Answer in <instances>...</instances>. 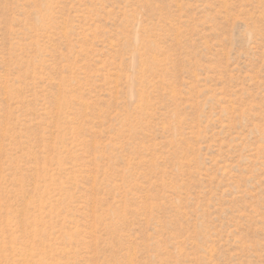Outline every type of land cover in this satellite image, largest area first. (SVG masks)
I'll return each instance as SVG.
<instances>
[{
  "label": "rangeland",
  "instance_id": "obj_1",
  "mask_svg": "<svg viewBox=\"0 0 264 264\" xmlns=\"http://www.w3.org/2000/svg\"><path fill=\"white\" fill-rule=\"evenodd\" d=\"M0 264H264V0H0Z\"/></svg>",
  "mask_w": 264,
  "mask_h": 264
}]
</instances>
